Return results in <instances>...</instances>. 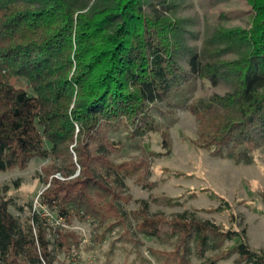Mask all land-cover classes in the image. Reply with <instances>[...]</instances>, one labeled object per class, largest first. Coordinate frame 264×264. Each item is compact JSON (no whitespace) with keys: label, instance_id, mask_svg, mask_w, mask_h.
<instances>
[{"label":"trees","instance_id":"obj_1","mask_svg":"<svg viewBox=\"0 0 264 264\" xmlns=\"http://www.w3.org/2000/svg\"><path fill=\"white\" fill-rule=\"evenodd\" d=\"M244 1L250 28L229 26L222 13L200 29L180 15L182 0H0V173L46 162L39 204L54 221L103 230L100 242L117 227L130 240L167 230L176 248L149 249L158 264H264L246 229L151 214L146 201L130 210L128 182L147 181L151 166L114 160L124 139L160 132L154 109L170 94L201 81L225 93L186 106L198 124L194 145L255 164L264 152V0ZM9 193L0 183V264H56L81 249L79 233L51 227L31 203L23 218L27 205ZM259 196L264 206V189ZM210 197L221 202L215 212L231 210Z\"/></svg>","mask_w":264,"mask_h":264},{"label":"rangeland","instance_id":"obj_2","mask_svg":"<svg viewBox=\"0 0 264 264\" xmlns=\"http://www.w3.org/2000/svg\"><path fill=\"white\" fill-rule=\"evenodd\" d=\"M182 2L180 15L198 20L200 29L205 19L216 22L222 13L228 17L231 27L251 26L253 11L244 0ZM214 93L222 95L225 89L201 81L185 83L170 94L164 104L154 109L160 132L146 135L136 143L124 139L126 148L118 152L114 160L121 163L146 159L151 166L147 181L128 182L132 196L128 208L135 210L138 202L146 201L151 214L171 216L190 213L200 220H211L235 230L246 229L249 246L264 253V206L259 196L264 189V152L257 154L255 164L238 165L232 160L214 158L193 143L197 138L198 124L186 106L192 100L208 98ZM165 140L168 147L164 146ZM45 165L44 161L33 160L26 170L0 173V183L10 186L9 195L19 204L27 205L23 218L31 214L28 207L31 203L33 211L48 220L51 227L72 230L81 235V249L70 256L61 255L56 264H158L149 249L171 253L176 248V239L168 238L167 230L161 239L136 236L130 240L122 236L121 228L117 227L100 242L95 237L103 230L98 233L96 226L90 223L76 220L70 226L62 219L54 221L52 213L46 207L43 210L38 201L45 186L37 173ZM211 193L225 198L231 204V210L215 212L214 209L222 205L219 200L210 197ZM232 215L235 216V223L232 222ZM49 235L52 232L49 231ZM48 238L56 242L52 236Z\"/></svg>","mask_w":264,"mask_h":264},{"label":"built area","instance_id":"obj_3","mask_svg":"<svg viewBox=\"0 0 264 264\" xmlns=\"http://www.w3.org/2000/svg\"><path fill=\"white\" fill-rule=\"evenodd\" d=\"M39 205H40V204H39ZM40 207H41L43 210H44V208H45V207H43V206H41V205H40Z\"/></svg>","mask_w":264,"mask_h":264}]
</instances>
